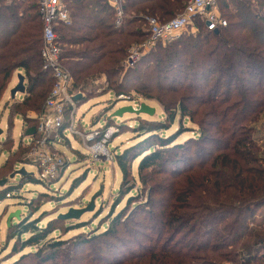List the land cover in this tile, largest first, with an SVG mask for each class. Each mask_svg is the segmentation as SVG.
<instances>
[{"label":"trees","instance_id":"obj_1","mask_svg":"<svg viewBox=\"0 0 264 264\" xmlns=\"http://www.w3.org/2000/svg\"><path fill=\"white\" fill-rule=\"evenodd\" d=\"M66 1L71 21L56 31L63 66L72 76L70 92L82 94L77 104L108 92L116 98L137 94L165 112L162 120L138 117L132 127L136 141L114 154L123 174L119 194L134 190L136 179H129L137 159L144 185L158 183L155 175L169 168L172 179L167 186L152 187L146 206L134 203L144 187L115 212L118 200L103 230L63 239L51 236L60 229L57 220L40 225L42 218L28 214L10 220L7 237L19 256L5 264H264V213L258 221L256 216L264 208V0H219L227 26L209 30L196 19V32L158 42L131 65L130 48L150 37L147 18L165 22L188 0H125L119 27L105 0ZM42 47L38 0H0V120L8 110L11 128L16 118L36 125L29 113L44 110L55 83L44 68ZM19 70L27 80L24 99L8 100L1 108ZM177 117L180 122L189 118L197 135L179 141L183 127L161 134ZM192 150L194 163L175 164ZM26 178L41 182L32 173ZM18 187L0 188V201ZM89 224L80 218L68 226Z\"/></svg>","mask_w":264,"mask_h":264},{"label":"rangeland","instance_id":"obj_2","mask_svg":"<svg viewBox=\"0 0 264 264\" xmlns=\"http://www.w3.org/2000/svg\"><path fill=\"white\" fill-rule=\"evenodd\" d=\"M216 10L220 14L225 12L223 1L217 4ZM194 28L198 30L197 22L189 26L185 32H194L196 31ZM17 81L18 79L15 75L11 87L1 103V108L10 99L11 89ZM22 96L23 94L19 93L15 100H17V97L21 98ZM133 97V101L122 100L116 98L113 92H109L77 104L76 123L79 130L86 134L97 129L99 131L100 128L106 130L108 127H113L109 138V148L112 150L114 156L116 152L123 150L136 141L137 133L132 127L138 124V117L162 120L165 116L163 107L154 100L145 99L137 94H134ZM142 103L154 107L156 109L154 115L146 113L136 114L134 112H125L120 116L113 115L121 107L127 105L140 106ZM7 116L8 114H4L1 119V127L4 129V133L0 136V182L3 180L7 181L5 184L0 185V188H3L6 184L19 185V187L12 194H7L6 199L0 201V264L8 263L19 256L18 254L14 255L12 251L14 240H8L7 237L10 220L17 219L16 217L11 219V217L18 212L20 213V217L21 215L28 214L32 215L31 218H42L40 225H45L52 219L57 220L55 227L60 229L53 231L51 236L61 235L63 239H67L80 231L86 232L97 230L98 228L103 230L108 225V217L111 215L110 211L112 207L119 200L120 204L115 209V212H118L125 206L131 195L140 191L137 187H144V190L140 192V197L134 203L135 205L141 204L146 206L149 204L148 200L151 196L152 187L162 188L167 186L172 179L169 168V172L164 173L166 176L164 174L155 175L158 183L148 180L144 185L138 175L137 159L133 164V174L129 179L130 182L133 181L132 178L136 179V186L128 195L122 196L118 191L122 186L123 174L116 165V162L114 160L107 161L104 158L94 161L90 157V151L85 145L83 138L67 130L68 142L65 140L58 146L59 152L57 157L61 160V167L57 179L51 182L50 186L34 179L30 180L31 182H26L29 181L28 178L23 179L25 174L21 175L18 171L25 169L27 173H32L38 178V169L33 164L32 152L34 149L40 147L35 142L28 144L29 136H26L24 120L17 121L15 126L11 128L8 125ZM106 124L108 125L107 128H105ZM168 125H170V122ZM180 127H183L184 132L179 137V141H184L189 136L197 135L193 131L194 128H192L195 126L189 118L182 119L180 122V117L176 118L170 129L161 131L160 133L170 135L176 133ZM20 142L29 147L20 145ZM13 153H16V155H13ZM190 153L195 152L192 150V152L185 154V156H181V160L175 162V164L181 161L184 164L192 161ZM150 176L152 177V174ZM78 179L81 182L74 187ZM95 195L97 198L95 200L94 211L85 212L79 218H60L61 215L67 214L73 209H84L91 203ZM262 213H264V208L256 212V216H258L257 221L262 219ZM80 218L91 222L89 227L70 230L74 226L68 225L76 223ZM140 239L143 240L141 237ZM130 247L133 248L134 246L131 245ZM30 249L32 248L27 247L25 251H29ZM89 250L90 248L87 246L86 251ZM122 251H125V248H122ZM113 253L120 256L116 249L113 250ZM77 255L80 254L77 253Z\"/></svg>","mask_w":264,"mask_h":264},{"label":"built area","instance_id":"obj_3","mask_svg":"<svg viewBox=\"0 0 264 264\" xmlns=\"http://www.w3.org/2000/svg\"><path fill=\"white\" fill-rule=\"evenodd\" d=\"M105 1L114 9L116 27L121 26L125 17V0ZM218 1L188 0L181 13L165 22H161L156 17L147 18L150 37L130 48L128 64L131 65L136 62L141 55L154 48L158 42L161 41L165 44L176 39L185 33L186 29L196 22V19H201L209 30H218L220 27L227 26V20L216 10ZM38 4L43 24V47L41 50L43 65L46 70L52 72L55 83L45 101L44 110L40 114L29 113V117L36 118V133L29 137L28 144L35 142L40 147L33 150L32 161L38 169V179L50 186V183L57 179L60 172L61 160L57 157L58 146L68 139L67 130L83 138L90 151V157L94 161L101 158L112 161L114 157L112 150L109 148V138L113 127H108L105 131H97V129L86 134L79 130L76 123V95L70 92L72 76L63 66L61 46L56 31L60 23H70L71 12L66 0H38ZM117 98L134 100L131 96L124 94L119 95ZM69 107L71 108L69 124L68 127L64 128ZM133 107L136 110L140 108L137 105H133ZM23 123L27 130L29 128L28 124L25 121ZM92 141L93 143L90 144L89 142Z\"/></svg>","mask_w":264,"mask_h":264},{"label":"water","instance_id":"obj_4","mask_svg":"<svg viewBox=\"0 0 264 264\" xmlns=\"http://www.w3.org/2000/svg\"><path fill=\"white\" fill-rule=\"evenodd\" d=\"M216 31H218V30H216ZM17 79H18V83L11 89V98L12 99L16 98L17 93L24 94L26 92L27 85H26L25 75L22 73H18ZM81 97H82V94H78L75 96V99L79 100ZM155 110L156 109L154 107H151L146 103H142L138 110L134 109V107L132 105H127V106H124V107H121L120 109H118L113 115L114 116H120V115H123V113H125V112H134L136 114L146 113L149 115H154ZM3 133H4V129L1 127V120H0V136L3 135ZM35 133H36L35 126L29 127L26 130V136H29V137L33 136ZM18 172H20L21 175L27 173L25 171V169L19 170ZM6 181L7 180L1 181L0 185L5 184ZM96 198H97V196L95 195L92 198L91 203L87 207H85L84 209H79V210L73 209L69 213L61 215L60 218H62V219L79 218L85 212L94 211ZM13 217L20 218V213L18 212L15 215H12L11 219Z\"/></svg>","mask_w":264,"mask_h":264},{"label":"crops","instance_id":"obj_5","mask_svg":"<svg viewBox=\"0 0 264 264\" xmlns=\"http://www.w3.org/2000/svg\"><path fill=\"white\" fill-rule=\"evenodd\" d=\"M18 73H22V74H24L23 70H19V71H17V72L15 73V75L17 76ZM13 79H14V78H13ZM12 82H13V81H12ZM17 83H18V81L16 82V84H17ZM11 84H12V83H11ZM16 84H15V85H16ZM26 85H27V80H26ZM10 87H11V86H10ZM8 90H9V89H8ZM7 92H8V91H7ZM108 93H109V92H108ZM6 94H7V93H6ZM5 96H6V95H5ZM16 96H17V95H16ZM8 97H9V96H8ZM95 98H96V97H95ZM10 99H11V96H10ZM10 99H9V100H10ZM17 99H19V100L24 99V94H23V96H22L21 98H18V97H17ZM93 99H94V98H93ZM7 111H8V110H7ZM7 111L5 112V114H8ZM7 118H8V116H7ZM19 120H23V119H22V118H16L15 121L17 122V121H19ZM1 123H2V121H1ZM6 124H7V122H6Z\"/></svg>","mask_w":264,"mask_h":264}]
</instances>
